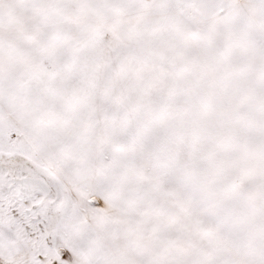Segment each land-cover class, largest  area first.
<instances>
[{
  "label": "snow or ice",
  "instance_id": "obj_1",
  "mask_svg": "<svg viewBox=\"0 0 264 264\" xmlns=\"http://www.w3.org/2000/svg\"><path fill=\"white\" fill-rule=\"evenodd\" d=\"M0 264H264V0H0Z\"/></svg>",
  "mask_w": 264,
  "mask_h": 264
}]
</instances>
